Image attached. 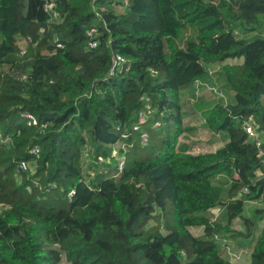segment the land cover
<instances>
[{
  "label": "trees",
  "instance_id": "16d2710c",
  "mask_svg": "<svg viewBox=\"0 0 264 264\" xmlns=\"http://www.w3.org/2000/svg\"><path fill=\"white\" fill-rule=\"evenodd\" d=\"M45 1L0 0V264H235L222 256L223 240L241 235L232 222L248 236L264 219V167L243 127L252 117L264 140V0H49L56 18ZM111 52L121 72L109 73ZM228 59L242 60L213 75ZM214 79L223 96L202 125L226 141L191 153L179 137L192 127L169 111ZM250 258L264 264V230Z\"/></svg>",
  "mask_w": 264,
  "mask_h": 264
},
{
  "label": "rangeland",
  "instance_id": "374dc122",
  "mask_svg": "<svg viewBox=\"0 0 264 264\" xmlns=\"http://www.w3.org/2000/svg\"><path fill=\"white\" fill-rule=\"evenodd\" d=\"M116 11L122 12L123 7L117 6ZM194 34L193 30H185L181 38L178 40L180 46L183 47L185 40ZM250 34L254 35L255 32H251ZM264 34V33H262ZM239 59H228L222 63H215L210 66L212 74L215 75L217 71L220 69L221 65L224 63L237 64ZM215 80V79H214ZM216 90L223 91L222 85L215 80L213 84ZM195 91L189 90L185 88L182 90L181 100H180V108L177 110L174 106L170 109V116L177 117L178 115H182V123L187 127H192L191 130L186 131L182 136L179 137V142L184 143L187 146L189 152L192 153H201L206 151H211L215 149L217 146L222 144V135H215L213 132L209 131L205 127H203V117H202V109L205 107L207 103L213 101L214 97H216V93L213 90H210L206 86H201L198 83L194 85ZM199 97H202V101L199 100ZM264 104V98L262 99ZM253 118H248V121L252 122ZM261 132V131H260ZM213 133V134H212ZM213 139V144H210V141ZM123 147V143L120 141L113 145L115 150H119V148ZM87 151V147H84L82 150L83 154L81 157L83 172H87L89 160L85 156V152ZM260 206V201H247L244 205V209L242 212L243 217L251 218L253 209ZM220 211V207H216L213 209V212L207 213L211 220L217 219V215ZM153 222L150 221L149 224ZM232 228L241 233L235 239L227 240L226 246H222V256L226 259L237 258L238 260L242 257H246L250 250L252 249L253 241L260 235V232L264 230V219L258 221L257 224L254 225L253 228H250V233L246 236V232L248 228L244 223L242 218H236L232 222ZM192 234H199L202 227H189ZM60 264H68L64 257Z\"/></svg>",
  "mask_w": 264,
  "mask_h": 264
},
{
  "label": "built area",
  "instance_id": "2783aa9c",
  "mask_svg": "<svg viewBox=\"0 0 264 264\" xmlns=\"http://www.w3.org/2000/svg\"><path fill=\"white\" fill-rule=\"evenodd\" d=\"M124 3L126 5L127 1L125 0ZM43 10L49 15L50 18H56L57 12L55 11L54 3L52 1L46 0L44 2V4H43ZM94 33H95V29H90L87 32L88 35H92ZM26 41L30 42L31 41V37L28 36ZM96 44L97 43L94 40H92V41L90 40L88 42V46L89 47H95ZM56 47H62V45L57 42L56 43ZM25 50L26 49L24 47V41H21L20 53L24 54ZM124 62H125L124 57H122L118 53L111 52L110 53V69H109V73L111 71H113L114 69H117L119 72H121L123 70ZM196 83H198L201 86L203 85V83H200V82H196ZM206 87H208L209 89L213 90L216 93V96H223V94L221 92L217 91L215 88L207 86V85H206ZM21 116L25 119L27 125H33V124L37 123L36 117L32 113H30L28 111L22 112ZM146 117H147V114L144 111L139 112V118L141 120H145ZM243 127H244V131L247 134L248 138L254 143V145H255V147L257 149V155L260 158V163L264 167V140H263V138L261 137L259 131L256 129V126L252 122L246 121L244 123ZM137 129H138L137 125L133 126V130H137ZM139 138H140V142L141 143L147 142L148 133L145 132V131H141L140 134H139ZM31 153L32 154H38L39 153V148L38 147H33L32 150H31ZM111 156L115 158L117 168L121 170L123 168V166H124V160H125L124 156L123 155H119L117 150H115L114 148L112 149ZM27 168H28V163L25 162V161H20V162L17 163L15 171H16V173H19V172H21L23 170H26ZM256 172H259V174H261L262 173V169L259 168V169H257ZM34 183H37V182L34 181ZM247 191L248 190L246 188H243L241 192L245 193ZM73 194H74V190H70L69 191V196H71ZM225 242H226V240H223V245L226 246V244H224Z\"/></svg>",
  "mask_w": 264,
  "mask_h": 264
},
{
  "label": "crops",
  "instance_id": "0c3cea01",
  "mask_svg": "<svg viewBox=\"0 0 264 264\" xmlns=\"http://www.w3.org/2000/svg\"><path fill=\"white\" fill-rule=\"evenodd\" d=\"M237 60V59H236ZM241 60L242 59H239L238 60V63H240L241 62ZM213 134V133H212ZM215 135H217V134H220V133H214ZM222 140H223V142H222V144H220L219 146H217L215 149H213V150H211V151H206V152H213V151H215L217 148H219L220 146H222L223 145V143L226 141V139H225V137L224 136H222ZM213 144V139H212V141H210V144ZM192 153V152H191ZM257 173V175H259V172H256ZM214 209V208H213ZM213 209H211L209 212H213ZM196 227H201V226H196ZM190 230V229H189ZM202 231H203V227H202V229H201V231H200V233L199 234H201L202 233ZM191 232V231H190ZM192 233V232H191ZM199 234H195V235H199ZM250 255H251V250H250V252L248 253V255L245 257H242L241 259H237V258H231L229 261L230 262H233V263H235V264H250L251 263V258H250Z\"/></svg>",
  "mask_w": 264,
  "mask_h": 264
}]
</instances>
